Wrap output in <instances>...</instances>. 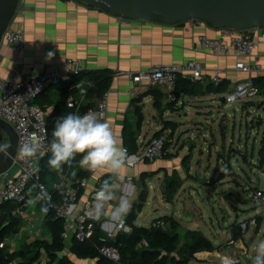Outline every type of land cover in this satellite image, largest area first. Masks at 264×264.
Listing matches in <instances>:
<instances>
[{
	"label": "crops",
	"instance_id": "0c3cea01",
	"mask_svg": "<svg viewBox=\"0 0 264 264\" xmlns=\"http://www.w3.org/2000/svg\"><path fill=\"white\" fill-rule=\"evenodd\" d=\"M12 28L24 32L26 47L17 53L7 44L2 45L0 77H8L15 67L24 70L28 76L42 73L53 65L66 70L69 59L82 61L86 71L109 70L113 73L111 88L107 92L108 110L105 119L111 122L112 129L123 148H125L123 130L126 124L133 126L139 143L143 145L164 129L168 121L176 124V131L185 124L203 123L201 118L207 114V108H215V105L221 101L224 103L226 95L234 89L236 84L249 77L248 74L236 69V63L240 58L233 50L220 55L201 46L199 41L201 36L217 39L222 33V28L205 22L197 24L196 21H188L169 25L160 22L133 21L91 7L80 0H21ZM251 34L258 44V49L248 61L253 64L263 63L264 37L259 31H253ZM49 52L54 53L50 60L47 59ZM191 60L200 63L203 77L192 80L197 84L196 92L182 94L176 100V105L171 102L170 93L164 87L137 86L129 75V73L148 70L154 65L183 64ZM216 69L224 72L222 83L224 92L208 93L206 88L209 84H213L212 76ZM79 85L80 83L73 81L72 76H66L60 84L37 98L36 102L45 111L49 123L54 124L59 117L71 112L68 105L64 108L58 107V102L64 92L77 89ZM151 90H156V93L150 92ZM75 94L78 98V91ZM158 94H162L159 97L160 107L155 106V96ZM259 96L264 97V92ZM101 100L92 98L91 101L98 104ZM261 101L264 102L263 99ZM86 103L85 100L84 104ZM248 103L252 104L253 100L242 102L243 109ZM137 106L141 107L144 116L140 128L137 126ZM193 113L198 115L197 119L188 120ZM167 132L175 134L170 127H167L164 133ZM177 148L174 145L169 146V155H165L162 160L156 162L138 161L135 155H128L125 180L119 182L121 187L116 192L117 200L108 203L100 213L95 207V195L105 181L112 182L114 178L109 173L90 171L88 186L81 191L74 212L87 214L104 233L113 231L117 234L119 231H131L126 221L130 213L135 210L137 218L134 224L141 226L138 224V219L142 212L137 211V202L142 195L139 193L138 185L142 182L143 175L148 177L156 170H159L156 172L159 175L161 171L166 173L171 168H183L180 156H176ZM45 163L49 167L45 181L50 189L61 181H65L68 185H75L80 181L76 177V169H72L70 165L63 164L61 170L57 171L50 167L47 157ZM18 173L19 170L12 177L17 176ZM4 181H6L5 178H0V184ZM120 198L130 202V209L122 217L114 216L112 212L113 206L119 202ZM0 211H2L0 223L6 229V236L2 243H5L3 248L7 251H19L38 239L52 240L51 234L44 225L46 211L40 203L32 199H28L23 204L10 202L1 205ZM15 218L17 220L13 222ZM147 221L149 223L145 226L151 227L150 220L147 219ZM260 223L261 218L254 227L256 234L260 233ZM250 225L252 223H249ZM249 226L243 233V237L235 241L237 249L234 253L225 254L221 248L215 247L212 252L196 253L193 259L200 264H213L216 258L221 261L223 256H238L246 264H252L255 255L250 256V250L244 238ZM74 238V231L71 229L65 238L66 253L68 251L72 253ZM66 253L64 254L67 255ZM82 260L77 263L82 264L84 259ZM86 261L97 264L92 259Z\"/></svg>",
	"mask_w": 264,
	"mask_h": 264
},
{
	"label": "rangeland",
	"instance_id": "374dc122",
	"mask_svg": "<svg viewBox=\"0 0 264 264\" xmlns=\"http://www.w3.org/2000/svg\"><path fill=\"white\" fill-rule=\"evenodd\" d=\"M262 99L263 96H257L245 109L241 103L218 102L215 108H207V114L201 118L203 123L185 124L175 134H164L169 146L178 147L176 156H180L183 168H171L159 175L156 170L139 183V193L144 197L137 202V211L142 212L138 224L145 226L149 223L147 219L152 222L165 216L176 218L180 244L174 255L180 254L187 236L194 231L203 234L223 253H234L237 245L230 243L232 227L236 224V229H240L242 222H253L244 237L250 256L256 254L255 247L264 241V205L255 196L256 189L264 191ZM197 117L193 113L188 120ZM5 143H9V138L0 129V144ZM259 218L261 230L256 234L254 227ZM27 248L26 245L19 251ZM66 254L76 262L83 261L69 251ZM56 262L43 251L36 264ZM189 264L200 263L193 259ZM213 264L221 261L216 258ZM240 264L246 262L241 259Z\"/></svg>",
	"mask_w": 264,
	"mask_h": 264
},
{
	"label": "built area",
	"instance_id": "2783aa9c",
	"mask_svg": "<svg viewBox=\"0 0 264 264\" xmlns=\"http://www.w3.org/2000/svg\"><path fill=\"white\" fill-rule=\"evenodd\" d=\"M197 24L204 23L201 20H194ZM253 31H259L264 37V28L250 31H238L231 28L222 29L221 37L217 39L201 36L199 38L202 47L213 51L214 53L224 55L233 50L240 60L236 63V69L249 75L248 78L239 81L234 89L225 97V103L232 105L251 100L262 94L261 89L255 83V78L264 77V62L253 64L248 59L258 49V44L251 34ZM7 44L14 52H21L26 47V37L23 31L9 28L3 37V44ZM68 68L61 69L57 65L49 66L42 73L28 76L24 70L15 67L11 70L8 77H0V118L9 122L17 131L19 136V145L30 138H37L41 141V149L36 157L21 159L18 155L15 164L19 173L10 180L0 184V206L10 202L19 204L32 199L37 203L44 200L50 201V208L55 211L57 216L65 219V237L73 229L75 238L84 242L91 238L95 230V222L85 213L74 212V207L79 201L81 191L88 186V177L81 179L75 185H68L61 181L50 189L41 177L40 162L49 154L52 137L49 133V118L45 111L36 103V99L50 88L58 85L66 77L85 71L82 61L69 59ZM133 83L140 87H164L170 93L171 100H177L173 93L180 78H189L191 80L203 77V69L199 62L195 60L183 64H160L150 67L148 70L139 73H129ZM224 72L216 69L212 76V83L220 86L223 83ZM88 85L87 81H81L78 90V98L70 90L67 95L66 103L74 111V114L85 115L88 112L103 113L106 118L108 110L107 94L98 103L96 109H88L81 114V110L86 99ZM167 136L154 137L143 144L140 151L135 155L138 161L147 160L156 162L162 160L165 155V144ZM8 173L6 174V176ZM6 176H3L5 178ZM256 199L264 204V191H256ZM253 223V222H250ZM255 223V222H254ZM240 229H248L249 222L239 224ZM151 227H166L162 219H156L151 222ZM113 231L106 232L101 238L102 246L99 247V253L115 262L120 263L121 255L117 248L109 245V241L115 238ZM230 243H235L234 240ZM142 245H146L143 242ZM5 243H1L3 248ZM241 258L238 256H223L221 264H240Z\"/></svg>",
	"mask_w": 264,
	"mask_h": 264
},
{
	"label": "trees",
	"instance_id": "16d2710c",
	"mask_svg": "<svg viewBox=\"0 0 264 264\" xmlns=\"http://www.w3.org/2000/svg\"><path fill=\"white\" fill-rule=\"evenodd\" d=\"M72 79L74 82L80 83L81 81H87V92L86 101L87 103L83 105L81 114H84L88 109H96L98 104L92 102V98L102 99L111 88L113 73L109 70H97V71H82L78 74H73ZM255 83L259 86L262 92H264V77L255 78ZM197 89V84L194 83L189 78H180L177 85L173 91L176 98L182 94L195 93ZM224 86H215L214 84H209L206 88V92L221 93L224 92ZM78 90L74 89V93ZM150 92L156 93V90H151ZM68 91L64 92L60 101L58 102V107H66V99ZM44 94V93H43ZM162 94L155 96V106L160 107V98ZM37 100V99H36ZM175 105L177 101L171 100ZM37 103V102H36ZM69 114H74L71 110ZM137 126L140 128L144 116L140 106H137ZM176 124L174 122H166V127L159 131L154 137H160L164 135L167 127L171 128L172 132L176 131ZM55 123H49V133L52 137V132ZM124 144L128 155H136L142 145L139 143V138L136 130L132 125L126 124L123 130ZM153 137V138H154ZM53 138V137H52ZM169 143L166 141L165 151L168 156ZM46 157L50 159L51 152L46 155L40 162L41 177L45 181L46 176L49 173V167L46 166ZM83 158V154H78L70 162L66 163L70 165L72 169H76V177L84 179L89 177L90 171L84 170L80 165V160ZM147 161V160H146ZM146 176L143 175V179ZM258 189H256L257 191ZM144 197V194L142 195ZM141 197V198H142ZM144 203V201L142 202ZM8 205V204H7ZM43 210L46 209V216L44 218V225L46 230L51 234L52 240L38 239L31 244L27 245L28 248L25 251H7L5 248L0 247V264H36L40 261L42 252L45 251L50 260H57L56 264H79L71 259L69 256L64 254L65 251V219L57 216L55 211L50 208V201L44 200L40 203ZM139 209V207H138ZM137 218V213L132 211L127 219V224L130 226V232L119 231L115 238L110 240L109 245L117 248L121 255L120 263H115L99 253V247L103 244L101 238L105 236V233L101 230L100 226L95 223V230L91 238L84 242L78 241L76 238L73 240L72 253L80 259H84L82 264H92L87 262V259L95 260L97 264H188L194 257L196 253L199 252H212L215 250V246L212 241L206 238L203 234L199 232H190L187 236L188 239L184 243L179 255H174L180 244V234L177 231L179 222L174 219L173 216H165L162 218L166 223V227H146V226H136L134 224ZM17 218L13 219L15 222ZM260 222V218L257 220ZM238 228V225L232 227L233 240H239L243 237V232ZM6 236V229L0 223V244L3 242ZM146 242V245H142ZM26 253V254H25ZM16 262V263H15Z\"/></svg>",
	"mask_w": 264,
	"mask_h": 264
},
{
	"label": "clouds",
	"instance_id": "9594fccd",
	"mask_svg": "<svg viewBox=\"0 0 264 264\" xmlns=\"http://www.w3.org/2000/svg\"><path fill=\"white\" fill-rule=\"evenodd\" d=\"M54 53L49 52L50 60ZM50 144L52 169L61 170L63 164L70 163L78 154H83L81 167L93 173H109L112 182L105 181L95 195V207L98 213L111 201L117 200L116 192L120 190L127 171L128 154L114 133L111 122L103 118V113L88 112L85 115L68 114L59 117L52 132ZM41 141L35 137L22 142L17 149L21 159L34 158L41 149ZM9 144H0V153L9 156ZM130 209V202L120 198L113 206L114 216H123ZM46 211V209H45ZM252 264H264V241L255 247Z\"/></svg>",
	"mask_w": 264,
	"mask_h": 264
},
{
	"label": "water",
	"instance_id": "95a60500",
	"mask_svg": "<svg viewBox=\"0 0 264 264\" xmlns=\"http://www.w3.org/2000/svg\"><path fill=\"white\" fill-rule=\"evenodd\" d=\"M113 15L133 21L177 24L201 20L219 28L250 31L264 28V0H80ZM21 0H0V49L5 32L12 28ZM13 29V28H12ZM0 129L9 138V156L0 153V178L12 179L19 146L15 128L0 118Z\"/></svg>",
	"mask_w": 264,
	"mask_h": 264
}]
</instances>
